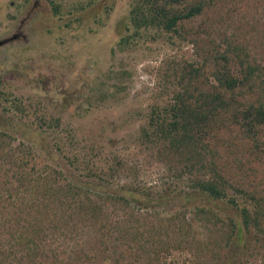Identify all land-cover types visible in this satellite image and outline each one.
I'll return each instance as SVG.
<instances>
[{"label": "rangeland", "instance_id": "rangeland-1", "mask_svg": "<svg viewBox=\"0 0 264 264\" xmlns=\"http://www.w3.org/2000/svg\"><path fill=\"white\" fill-rule=\"evenodd\" d=\"M135 4L152 11L165 6L174 14L201 5L202 12L179 22L175 31L156 26L141 28L137 36L130 19ZM5 40L0 45V191L18 194L11 157L22 154L40 162L36 170H59L62 187L77 184L95 165L113 175L106 180L111 190L132 182L150 186L166 172L158 149L139 140L140 128L154 118V109L156 119L164 118L163 110L181 98L206 113L211 105L189 88V80L199 69L206 89L214 56L226 54L232 65L264 64V0H0V42ZM237 68L231 67L235 73ZM218 136L232 147L218 148L220 166L234 186L228 194L251 213L248 227L242 216L207 222L188 215L187 225L182 216L163 210L159 216H127L131 239L117 253L106 252L108 259L116 264H264V128L255 141L230 131ZM19 193L28 198L26 189ZM8 195L7 190L0 207L10 204ZM12 203H21L19 194ZM65 217L56 229L46 224L45 230L43 222L41 238L30 236L21 250L36 246L65 252L74 264H99L90 227L83 250H92L86 252L95 259L81 262L75 238L68 236L76 218ZM166 241L170 247L182 242L181 249L160 252ZM36 260L48 264L41 256Z\"/></svg>", "mask_w": 264, "mask_h": 264}, {"label": "trees", "instance_id": "trees-1", "mask_svg": "<svg viewBox=\"0 0 264 264\" xmlns=\"http://www.w3.org/2000/svg\"><path fill=\"white\" fill-rule=\"evenodd\" d=\"M201 12V5L189 8L185 14H174L165 6L152 11L135 4L131 7L130 19L134 34L139 36L141 28L148 30L157 26L166 32L175 31L179 22ZM129 38L121 39L119 49L128 44ZM225 56L220 54L210 59L212 68L207 77L209 84L206 89L202 86L207 81L202 80L200 74L204 73L199 74V69L194 70L196 75L189 80V88L192 86L199 99L205 101L207 106L211 105L206 113L181 98L163 110L164 118L157 114L162 120L155 118L157 110L154 109V118L140 128L139 140L150 142L158 149V157H163L159 164L165 167L166 176L154 185L139 186L132 182L111 190L106 180L113 175H106L102 168L95 165L87 169L89 173L78 179L77 184L62 187L56 175L62 174L56 168L48 166L47 169L36 170V166L41 164L32 162L30 156H12V165H16L17 169L12 176L19 181L21 203L17 206L13 204L18 194L6 188L8 198L12 200L9 205L0 207V212L6 214L0 215V264H35L36 258L40 261V256L47 259L48 264H74L73 259L63 255L65 252L39 250L36 246L27 248V251L21 250L23 245H27L30 236L41 238L44 234L43 222L44 228L49 224L56 229L65 216L68 219L76 218L68 236L69 240L75 238L73 248L79 247L81 262L90 263L95 259L89 253L92 250H83L86 244L82 242L83 235L90 227V234L99 245V264L105 260L106 264L117 263L112 257L108 259L106 252L111 255L117 253L118 247L131 239L128 229H131L132 224L127 216H147L148 213L159 216L163 210L170 212L169 216H182L183 225H187L188 215L193 216V219L203 216L207 222L220 216H242L244 226L248 227L251 213L246 206L237 204L235 194H228L227 189L234 186L229 184L225 168L220 166L223 156L218 148L222 146L224 151L230 150L231 144H225L218 134L230 131L255 141L258 131L264 128V64H248L247 61L244 64V61H239L232 65V58ZM232 66H238L236 73L231 69ZM168 115L171 118L166 121ZM253 150L257 151V148L253 147ZM3 159H8V156ZM29 166L30 169L26 170ZM42 173L45 175L43 178L40 177ZM32 175H36L38 184H34ZM7 178V175H3L2 179ZM21 188L27 190V199L21 198ZM231 189L247 193L239 188ZM7 190L0 191V199ZM143 212L145 214H141ZM164 243L166 247L160 252L181 249L182 242H178L177 247L168 246L169 241Z\"/></svg>", "mask_w": 264, "mask_h": 264}, {"label": "flooded vegetation", "instance_id": "flooded-vegetation-1", "mask_svg": "<svg viewBox=\"0 0 264 264\" xmlns=\"http://www.w3.org/2000/svg\"><path fill=\"white\" fill-rule=\"evenodd\" d=\"M26 1H27V0H26ZM36 6H37V7L39 6V3H38V2H36ZM15 37H16V36H15ZM5 42H8V40H5V41L0 42V45L3 44V43H5Z\"/></svg>", "mask_w": 264, "mask_h": 264}]
</instances>
